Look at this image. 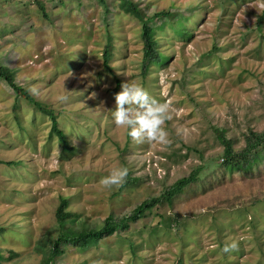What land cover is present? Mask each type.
I'll return each mask as SVG.
<instances>
[{"label": "rangeland", "instance_id": "374dc122", "mask_svg": "<svg viewBox=\"0 0 264 264\" xmlns=\"http://www.w3.org/2000/svg\"><path fill=\"white\" fill-rule=\"evenodd\" d=\"M103 1L107 10L99 0H0V64L54 112L72 147L62 151L49 117L0 83V161H19L0 164V264H38L60 197L97 226L204 164L171 201L85 250L66 246L55 263L264 264V151L226 168L213 132L224 129L239 151L249 129L264 131V0H129L147 18L170 13L150 20L167 60L145 75L141 23ZM127 81L169 105L166 144L114 125V94ZM122 162L123 186L101 185Z\"/></svg>", "mask_w": 264, "mask_h": 264}, {"label": "trees", "instance_id": "16d2710c", "mask_svg": "<svg viewBox=\"0 0 264 264\" xmlns=\"http://www.w3.org/2000/svg\"><path fill=\"white\" fill-rule=\"evenodd\" d=\"M99 1L100 3L104 4L103 0ZM37 5L39 9H42L40 4ZM118 7L121 11L132 15L141 23L139 36L143 43L142 74L145 75L151 65L161 64L167 60V57L162 55L158 50V43L154 38V29L149 26L150 20L159 17L169 18L170 13H155L152 17H150V19L139 11L138 5L129 0H118ZM104 10H107L106 4H104ZM108 39L109 37L107 38V44H109L110 41V39L109 41ZM102 57L104 66L109 70L107 62L111 55L106 51V49L103 51ZM0 83H2L7 88V90L13 94L16 100L22 99L31 106L35 107L42 114L48 116L50 119L51 135H55L61 145L62 151H71L72 147L69 146L64 133L57 126L54 112L46 107L41 106L33 98L29 90L17 83L15 77L13 76L12 70L9 67H5L1 64ZM248 131V134L245 136V145L241 150L233 151L232 141L225 136L224 129H217L216 127H213L215 138L222 146L221 161L224 167L229 169L239 168V165L244 166L249 161L256 160L259 157V154L264 151V131L255 132L250 129ZM0 164H5L7 166L16 165L19 164V161H0ZM207 165L208 163L206 166ZM122 166L126 167V164L122 162ZM204 167L205 164L204 166L197 165L189 172L187 176L180 177L170 185L165 186L157 196L142 201L126 216L116 218L113 214H110L105 219H103L101 224L97 226H88L86 218L81 217L79 214L68 211V198L60 197L59 204L54 213L55 229L52 232H54L55 235L53 236L52 233H49L47 238L42 243L43 245H46V248L44 249L43 255L38 264H56L55 260L64 254V250L68 245L78 247L80 250H85L89 246L96 245L104 237L111 236L120 229H128L130 223H134L142 219L157 205L171 201L185 188L196 183L198 181L199 174ZM121 186H123V184H121ZM172 222L175 221L168 219V225ZM3 230V227H0V233ZM37 250L40 249L37 248ZM1 254H4L2 250H0V257Z\"/></svg>", "mask_w": 264, "mask_h": 264}, {"label": "clouds", "instance_id": "9594fccd", "mask_svg": "<svg viewBox=\"0 0 264 264\" xmlns=\"http://www.w3.org/2000/svg\"><path fill=\"white\" fill-rule=\"evenodd\" d=\"M120 91L114 94V109L111 118L114 125L124 128L134 141L167 143V131L163 127L170 119L169 105L152 96L149 91L136 81L121 83ZM64 99V97H61ZM128 169L124 166L114 168L99 181L105 187L120 185L126 178ZM236 241L223 245L221 251L228 253L235 250Z\"/></svg>", "mask_w": 264, "mask_h": 264}]
</instances>
